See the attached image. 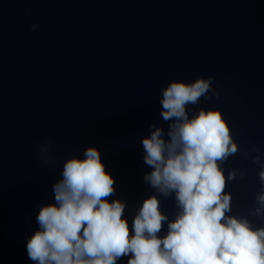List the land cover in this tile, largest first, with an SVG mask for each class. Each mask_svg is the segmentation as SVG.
<instances>
[{
    "label": "clouds",
    "instance_id": "9594fccd",
    "mask_svg": "<svg viewBox=\"0 0 264 264\" xmlns=\"http://www.w3.org/2000/svg\"><path fill=\"white\" fill-rule=\"evenodd\" d=\"M212 80L171 81L160 100L162 119L171 121L168 139L162 127L152 125L142 140L143 161L152 169L143 179L165 198L174 193V218L169 220L152 195L130 225L126 203L109 200L116 192L114 177L99 150L88 147L83 158L64 161L62 178L53 185L54 203L39 208V227L26 244L33 264H117L124 257L127 264H264V227L228 215L226 183L237 171L226 177L221 164L239 151L228 123L218 109L201 108L189 117V105L210 91L219 96ZM50 148L46 142L42 150ZM259 177L264 185V165ZM256 202L254 214L264 215V188Z\"/></svg>",
    "mask_w": 264,
    "mask_h": 264
}]
</instances>
